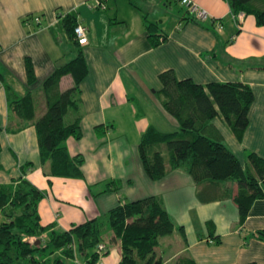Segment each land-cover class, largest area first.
Wrapping results in <instances>:
<instances>
[{
  "label": "crops",
  "instance_id": "obj_1",
  "mask_svg": "<svg viewBox=\"0 0 264 264\" xmlns=\"http://www.w3.org/2000/svg\"><path fill=\"white\" fill-rule=\"evenodd\" d=\"M101 1L103 9L95 6L96 0H0V183L25 177L44 190L37 206L39 223L57 230L105 216L119 203L155 196L175 225L158 239L156 254L163 264L184 258L195 264H264V240L253 235L264 230V198L252 203L240 224L234 181L196 183L182 169H169L152 180L137 150L148 126L178 129L158 97V74L173 69L177 77L198 83H248L254 99L241 140L219 116L211 122L242 164L249 152L264 158V25L245 13L235 21L227 0H195L206 11L202 19L181 0ZM255 5L263 8L264 0H255ZM70 10L88 29L87 42L79 45L88 73L74 92L78 110L65 116L68 122L80 114L82 136H68L64 145L84 162L81 178H49L44 174L48 163H40L33 123L11 130L17 118L9 101L30 92L35 117L45 111L43 80L76 53L57 15ZM146 20L155 21L166 34L156 45L150 42ZM26 56L34 67L33 82L27 81ZM71 84L70 75L62 77L61 88ZM27 162L32 168L24 175L21 166ZM103 239L106 252L94 264H118L120 240L107 227Z\"/></svg>",
  "mask_w": 264,
  "mask_h": 264
},
{
  "label": "trees",
  "instance_id": "obj_2",
  "mask_svg": "<svg viewBox=\"0 0 264 264\" xmlns=\"http://www.w3.org/2000/svg\"><path fill=\"white\" fill-rule=\"evenodd\" d=\"M227 1L231 14L239 11L252 14L258 25H264V7H257L255 0ZM57 15L76 53L56 66L43 80L46 109L39 117H35V102L30 92L10 99V110L17 118L11 130H20L33 123L40 163H48V171L44 174L49 178H81L84 157L70 155L64 145L68 136H82L81 116L77 113L68 122L65 116L68 111L78 110L74 92L88 73V65L73 32L78 22L76 12L59 11ZM28 18L30 16L24 21ZM145 26L152 45L166 38L155 21L146 20ZM25 70L27 81L33 82L34 67L29 56L25 57ZM65 75L71 76L72 84L61 88L60 81ZM158 78L162 83L158 91L160 103L177 120L178 129L161 131L150 125L142 133L137 150L146 175L158 180L169 169H182L196 183L232 180L237 185L233 201L239 223H243L252 203L264 198V158L249 152L242 164L222 141L211 120L219 116L237 140H241L254 99L251 86L241 80L198 83L190 77H177L173 69L161 71ZM30 168L32 163H25L21 166L22 173L25 175ZM45 195L44 190L25 177L0 183V264H63V260L55 256L56 252L74 257L77 251L88 256V264H94L106 252L97 251L99 243L106 246L103 239L106 227L114 238L120 240L118 264H163L156 254L158 239L170 234L175 225L155 196L119 203L105 216L87 220L68 230H57L39 223L37 206ZM179 230L183 232L182 227ZM45 233L46 237L43 236ZM253 235L264 240V230ZM32 238L39 243L35 244L30 240ZM215 239L218 243L219 238ZM175 264L195 263L184 258Z\"/></svg>",
  "mask_w": 264,
  "mask_h": 264
},
{
  "label": "built area",
  "instance_id": "obj_3",
  "mask_svg": "<svg viewBox=\"0 0 264 264\" xmlns=\"http://www.w3.org/2000/svg\"><path fill=\"white\" fill-rule=\"evenodd\" d=\"M181 2L187 6V9L190 11V12H193L194 15L197 17V18H205L206 17V11L205 9L203 8H200L199 5L196 3L195 0H181ZM95 6L96 7H99V8H105L106 5L103 1L101 0H96V3H95ZM244 12L242 11H239L235 14L232 13V18L235 19V21H237L238 19H240L242 16H243ZM34 20L36 22H39V18L38 17H35ZM217 27L218 28H222V23L219 21L217 23ZM87 27L85 25H83L82 23L80 22H77L73 28V32L75 34V37L77 38L78 42L80 44H84L87 42ZM31 241H33L32 239H30ZM106 250V246L105 244L103 243H99L97 245V251L98 253H101L103 251Z\"/></svg>",
  "mask_w": 264,
  "mask_h": 264
},
{
  "label": "rangeland",
  "instance_id": "obj_4",
  "mask_svg": "<svg viewBox=\"0 0 264 264\" xmlns=\"http://www.w3.org/2000/svg\"><path fill=\"white\" fill-rule=\"evenodd\" d=\"M173 6L178 7V4L174 3ZM55 256H59L63 260V264H85L86 263L84 254L80 253L79 251L75 253L74 257H66L62 253H55ZM42 264H47V263H42Z\"/></svg>",
  "mask_w": 264,
  "mask_h": 264
},
{
  "label": "water",
  "instance_id": "obj_5",
  "mask_svg": "<svg viewBox=\"0 0 264 264\" xmlns=\"http://www.w3.org/2000/svg\"><path fill=\"white\" fill-rule=\"evenodd\" d=\"M39 243V241L37 240L36 242H35V244H38Z\"/></svg>",
  "mask_w": 264,
  "mask_h": 264
}]
</instances>
